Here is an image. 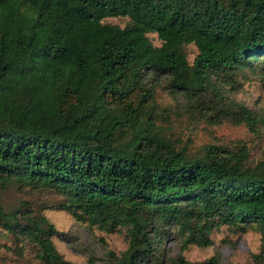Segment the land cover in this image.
Segmentation results:
<instances>
[{
  "label": "trees",
  "instance_id": "trees-1",
  "mask_svg": "<svg viewBox=\"0 0 264 264\" xmlns=\"http://www.w3.org/2000/svg\"><path fill=\"white\" fill-rule=\"evenodd\" d=\"M252 79L264 86V0H0V193L20 199L0 202V264H96L65 256L52 211L108 264H219L184 254L250 231L264 264V160L196 134L259 136L264 112L230 94Z\"/></svg>",
  "mask_w": 264,
  "mask_h": 264
},
{
  "label": "rangeland",
  "instance_id": "rangeland-1",
  "mask_svg": "<svg viewBox=\"0 0 264 264\" xmlns=\"http://www.w3.org/2000/svg\"><path fill=\"white\" fill-rule=\"evenodd\" d=\"M127 19L108 18L107 23L116 24L121 27L125 25ZM149 38L155 46L160 45L156 34H150ZM189 60L192 62L197 50L194 46L188 47ZM235 99L246 103L250 108L264 112V86L259 80L252 79L249 83L240 87L237 91H231ZM197 141L210 142L215 144H236L242 142L247 144L255 160H264V129L259 136L250 134L244 127H233L222 125L210 131H205L202 127L196 132ZM19 194L14 186L7 187L0 193V202L6 212L16 208L19 204ZM48 218L60 230L66 231V239L60 247L67 258L74 262H84L88 251H93L98 258L96 264H108V259L104 255L105 249L99 238L93 236L85 228H81L68 220V217L58 212H49ZM111 248L117 252L123 250L125 245L123 240L115 236L108 239ZM260 235L256 231H250L238 238L233 239V244L214 245L212 248L200 249L194 248L187 255L184 254L189 263H199L211 257L217 252L220 256L219 264H250L251 254L260 249ZM165 248L168 250L167 259L175 258L179 251L178 246L173 241H167ZM87 249V251H85ZM12 264V263H11ZM22 264H35L34 260L29 257L27 262Z\"/></svg>",
  "mask_w": 264,
  "mask_h": 264
}]
</instances>
